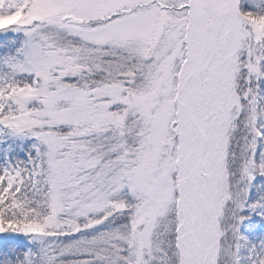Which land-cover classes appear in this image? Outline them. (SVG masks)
<instances>
[{"label": "snow or ice", "instance_id": "1", "mask_svg": "<svg viewBox=\"0 0 264 264\" xmlns=\"http://www.w3.org/2000/svg\"><path fill=\"white\" fill-rule=\"evenodd\" d=\"M0 264H264V0H0Z\"/></svg>", "mask_w": 264, "mask_h": 264}]
</instances>
